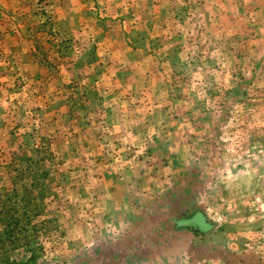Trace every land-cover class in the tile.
<instances>
[{
  "label": "rangeland",
  "instance_id": "1",
  "mask_svg": "<svg viewBox=\"0 0 264 264\" xmlns=\"http://www.w3.org/2000/svg\"><path fill=\"white\" fill-rule=\"evenodd\" d=\"M2 118L0 263L264 264V0H0ZM168 126L216 137L211 175L184 162L183 215L144 198V229L118 231L103 175L155 169Z\"/></svg>",
  "mask_w": 264,
  "mask_h": 264
},
{
  "label": "crops",
  "instance_id": "2",
  "mask_svg": "<svg viewBox=\"0 0 264 264\" xmlns=\"http://www.w3.org/2000/svg\"><path fill=\"white\" fill-rule=\"evenodd\" d=\"M0 121H4L3 118ZM134 122L136 124L132 127L134 132L131 137L133 141H136V138L139 141L144 139L146 134H151V130H149V127L147 124L143 123V121ZM194 126H198V124ZM172 127L173 126L167 127L168 134H165L166 132L163 129L158 128L157 136L154 137L153 140H151V137L146 142H149L155 169L148 172L143 169L141 163H136L132 171L130 169L119 168L114 174L112 173V175H108L109 173L107 172L104 173L102 180H105L104 176H113L114 179L111 178L114 180V183H111L109 188L106 182H104L102 190L105 197H110L111 204L104 206L105 210L102 215L111 216V223L116 230L122 231L127 227L131 228V225L139 227L140 223L143 222V220L146 221L148 218V212L153 213L151 209L149 211H147L148 209L145 210V204L147 203L144 198L153 197V199L148 200L149 204H152L153 202L160 201L158 199L162 197L161 195L166 193H168V201L164 200L165 202L162 201V204L166 205L167 202H171V204L175 205V209H178L179 216H182L183 209L188 207L184 206L182 194L185 191L183 192L182 188H180L181 181L179 179V174H182V172L179 173V170L181 171L184 168V162L190 160L192 165L195 164L196 170H194L192 174H195L197 180L200 179V175L204 176V174H202L204 172L203 169L207 170V172H205L207 176L211 175V172L208 171L211 166L209 164L211 157H209L210 154L208 153V149L216 142V137L206 136L205 132L199 133L197 131L195 135L191 134V137L184 136L181 132L177 135L176 130L172 129ZM206 142L208 143L206 144ZM200 159L206 160L208 165L204 168H200L202 163ZM208 179L209 176L207 177V180ZM192 180L193 177L191 181ZM205 193L209 192L205 191ZM193 194H197L195 198ZM191 195L192 198L190 199V203L193 208L200 203L199 197L201 195V190L198 186L191 189ZM163 206L164 205H162L161 208H164ZM208 206V204H205L204 208H206V211L197 212L190 219V222L195 224L193 225L194 229L204 230L206 226H201V220L205 222V225L206 223H212L208 216ZM199 216L201 220H199ZM171 219L172 216L161 219L158 223L165 227L170 225V229L177 230V225L178 228L180 227V229H182L183 224L180 223V221L175 218L171 221ZM141 225V229L143 230L145 224L141 223ZM140 230L138 228V231Z\"/></svg>",
  "mask_w": 264,
  "mask_h": 264
},
{
  "label": "trees",
  "instance_id": "3",
  "mask_svg": "<svg viewBox=\"0 0 264 264\" xmlns=\"http://www.w3.org/2000/svg\"><path fill=\"white\" fill-rule=\"evenodd\" d=\"M199 220H201L200 217H199ZM14 226H17V225L15 224ZM201 226H204V227L206 226V227L204 228V230L203 229H195L194 235L196 237L203 238V237L207 236V234L209 235L211 233V231H213L214 228L217 227L214 223H206V225H205V222L203 220H201ZM204 231H206L207 233ZM31 254H33V253H31ZM28 258H29L28 262H30L31 260L35 259L36 257L34 255H29ZM0 264H11V263L10 262H1Z\"/></svg>",
  "mask_w": 264,
  "mask_h": 264
}]
</instances>
